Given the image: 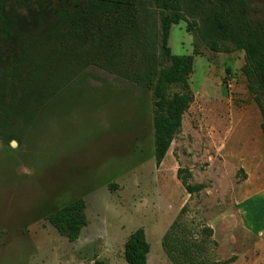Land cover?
Wrapping results in <instances>:
<instances>
[{
	"label": "rangeland",
	"instance_id": "1",
	"mask_svg": "<svg viewBox=\"0 0 264 264\" xmlns=\"http://www.w3.org/2000/svg\"><path fill=\"white\" fill-rule=\"evenodd\" d=\"M246 14L264 22V0ZM187 26L172 25L173 54H193ZM202 51L188 80L194 100L160 164L153 91L95 66L41 107L22 144L0 133V264H129L126 243L141 228L148 264H189L185 249L164 245L184 207L189 235L214 230L199 261L264 264L262 113L245 52ZM80 198L88 222L70 241L47 217Z\"/></svg>",
	"mask_w": 264,
	"mask_h": 264
},
{
	"label": "trees",
	"instance_id": "2",
	"mask_svg": "<svg viewBox=\"0 0 264 264\" xmlns=\"http://www.w3.org/2000/svg\"><path fill=\"white\" fill-rule=\"evenodd\" d=\"M251 0H0V133L22 144L41 107L81 72L95 66L153 91L155 160L160 164L194 100L189 85L194 55L243 50L264 136V22L246 14ZM188 23L192 55H176L168 44L173 24ZM168 62V63H167ZM178 88L169 95V88ZM185 183V181H183ZM186 184V183H185ZM189 192L193 186L186 185ZM197 188L204 185L198 184ZM184 207L164 237L169 253L185 249L189 264H231L235 257L199 261L214 230L194 238ZM47 219L70 241L87 225L80 198ZM1 235V233H0ZM151 245L144 229L128 239L129 264H148ZM94 264H107L97 259Z\"/></svg>",
	"mask_w": 264,
	"mask_h": 264
},
{
	"label": "crops",
	"instance_id": "3",
	"mask_svg": "<svg viewBox=\"0 0 264 264\" xmlns=\"http://www.w3.org/2000/svg\"><path fill=\"white\" fill-rule=\"evenodd\" d=\"M248 161V160H247ZM254 160H250V164L253 163ZM256 161V160H255ZM251 167H254V165H250ZM262 195L264 196V191L262 192ZM260 234L264 235V231H261Z\"/></svg>",
	"mask_w": 264,
	"mask_h": 264
}]
</instances>
